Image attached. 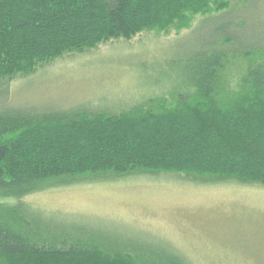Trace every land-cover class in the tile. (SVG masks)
Here are the masks:
<instances>
[{
  "label": "trees",
  "instance_id": "1",
  "mask_svg": "<svg viewBox=\"0 0 264 264\" xmlns=\"http://www.w3.org/2000/svg\"><path fill=\"white\" fill-rule=\"evenodd\" d=\"M246 5L0 0V199L16 200L0 204V264H191L144 235L46 216L23 203L53 183L167 175L197 186L264 188V41L232 23ZM197 18L217 24L203 45L168 63L176 80L169 99L118 111L1 105L10 81L61 58L146 32L187 31Z\"/></svg>",
  "mask_w": 264,
  "mask_h": 264
},
{
  "label": "rangeland",
  "instance_id": "2",
  "mask_svg": "<svg viewBox=\"0 0 264 264\" xmlns=\"http://www.w3.org/2000/svg\"><path fill=\"white\" fill-rule=\"evenodd\" d=\"M247 1L236 11L241 22L232 23L258 33L251 38L264 41V0ZM215 24L200 18L180 33L146 32L128 42L66 56L10 81L9 96L1 105L37 111L79 106L118 111L157 97L169 99L176 80L168 63L174 65L177 56L198 42L203 45ZM15 202L0 199V204ZM23 203L46 216L144 235L172 246L191 264H264L263 187L197 186L175 176L141 175L53 183Z\"/></svg>",
  "mask_w": 264,
  "mask_h": 264
}]
</instances>
